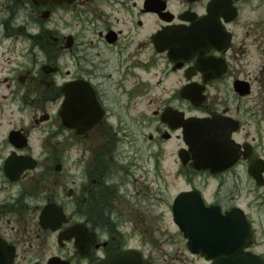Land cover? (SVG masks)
Instances as JSON below:
<instances>
[{
  "label": "flooded vegetation",
  "instance_id": "obj_1",
  "mask_svg": "<svg viewBox=\"0 0 264 264\" xmlns=\"http://www.w3.org/2000/svg\"><path fill=\"white\" fill-rule=\"evenodd\" d=\"M0 264H264V0H0Z\"/></svg>",
  "mask_w": 264,
  "mask_h": 264
},
{
  "label": "water",
  "instance_id": "obj_2",
  "mask_svg": "<svg viewBox=\"0 0 264 264\" xmlns=\"http://www.w3.org/2000/svg\"><path fill=\"white\" fill-rule=\"evenodd\" d=\"M36 2H39V3H47L49 1H55V2H58V3H63V2H73L74 0H35ZM182 36L186 37L187 35L183 34L182 33ZM186 235L188 238H190V231L189 230H186Z\"/></svg>",
  "mask_w": 264,
  "mask_h": 264
},
{
  "label": "rangeland",
  "instance_id": "obj_3",
  "mask_svg": "<svg viewBox=\"0 0 264 264\" xmlns=\"http://www.w3.org/2000/svg\"><path fill=\"white\" fill-rule=\"evenodd\" d=\"M175 8V7H174Z\"/></svg>",
  "mask_w": 264,
  "mask_h": 264
}]
</instances>
